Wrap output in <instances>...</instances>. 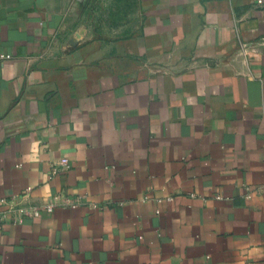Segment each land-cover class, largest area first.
Masks as SVG:
<instances>
[{"label": "crops", "instance_id": "crops-1", "mask_svg": "<svg viewBox=\"0 0 264 264\" xmlns=\"http://www.w3.org/2000/svg\"><path fill=\"white\" fill-rule=\"evenodd\" d=\"M81 1L0 0V198L80 200L0 264H264V0Z\"/></svg>", "mask_w": 264, "mask_h": 264}, {"label": "built area", "instance_id": "built-area-1", "mask_svg": "<svg viewBox=\"0 0 264 264\" xmlns=\"http://www.w3.org/2000/svg\"><path fill=\"white\" fill-rule=\"evenodd\" d=\"M262 2V0H260ZM61 169L70 168V164L67 160L61 163ZM57 167H53L52 172L56 173ZM194 195V194H192ZM217 198H221V195L217 194ZM169 199H172L170 196ZM160 200V199H159ZM80 200L77 197H71L64 192H58L50 195L42 200H32L29 191H26L22 195H19L17 199L13 197L0 198V226L6 220H11L14 223H21L28 216L38 217L43 211L53 212L59 206H77Z\"/></svg>", "mask_w": 264, "mask_h": 264}, {"label": "rangeland", "instance_id": "rangeland-1", "mask_svg": "<svg viewBox=\"0 0 264 264\" xmlns=\"http://www.w3.org/2000/svg\"><path fill=\"white\" fill-rule=\"evenodd\" d=\"M81 4L83 22L99 31L102 28L116 29L115 21L120 14L125 13L124 8L130 15L125 20L131 21L136 0H82Z\"/></svg>", "mask_w": 264, "mask_h": 264}]
</instances>
